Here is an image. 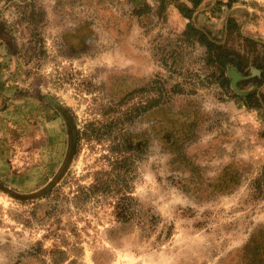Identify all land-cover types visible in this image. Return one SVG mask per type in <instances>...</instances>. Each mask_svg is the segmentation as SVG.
<instances>
[{"label":"rangeland","instance_id":"374dc122","mask_svg":"<svg viewBox=\"0 0 264 264\" xmlns=\"http://www.w3.org/2000/svg\"><path fill=\"white\" fill-rule=\"evenodd\" d=\"M2 56L0 264H264V0H0Z\"/></svg>","mask_w":264,"mask_h":264},{"label":"trees","instance_id":"16d2710c","mask_svg":"<svg viewBox=\"0 0 264 264\" xmlns=\"http://www.w3.org/2000/svg\"><path fill=\"white\" fill-rule=\"evenodd\" d=\"M190 3L192 5V8H196L200 4V0H190ZM179 11L183 14V16L187 19L191 18L192 9L189 8H180ZM186 39H189L190 37L198 36L199 42L201 44L205 45L207 52L211 54V58L216 60V62L222 64L223 66H233L237 68L238 71H242L243 68L241 66V62L234 61L229 58L227 53L216 51V48H220L216 46L214 43L207 40V38L204 36L203 33H201L198 29L194 28L191 24L187 25V31L185 32ZM214 49V50H213ZM255 67L258 69L259 74L256 76H253L251 78L252 82H256L258 86H260L264 82V64H255ZM241 102L246 108H254V109H261L264 108V97L257 94L255 91L248 93L244 96H240Z\"/></svg>","mask_w":264,"mask_h":264},{"label":"crops","instance_id":"0c3cea01","mask_svg":"<svg viewBox=\"0 0 264 264\" xmlns=\"http://www.w3.org/2000/svg\"><path fill=\"white\" fill-rule=\"evenodd\" d=\"M0 59H1V60H4V59H6V58H4V57L2 56V57H0Z\"/></svg>","mask_w":264,"mask_h":264}]
</instances>
